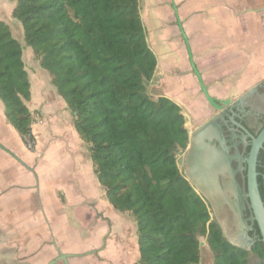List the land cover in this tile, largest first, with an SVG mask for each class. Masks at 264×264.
I'll return each instance as SVG.
<instances>
[{
	"label": "trees",
	"instance_id": "16d2710c",
	"mask_svg": "<svg viewBox=\"0 0 264 264\" xmlns=\"http://www.w3.org/2000/svg\"><path fill=\"white\" fill-rule=\"evenodd\" d=\"M14 2L12 19L24 45L65 103L106 201L134 221L135 264H200L203 241L213 264H245L248 253L223 238L180 172L177 155L188 140L180 108L147 94L157 58L139 1ZM29 101L22 45L0 21V102L6 122L31 151ZM252 251L264 263L261 241Z\"/></svg>",
	"mask_w": 264,
	"mask_h": 264
},
{
	"label": "crops",
	"instance_id": "0c3cea01",
	"mask_svg": "<svg viewBox=\"0 0 264 264\" xmlns=\"http://www.w3.org/2000/svg\"><path fill=\"white\" fill-rule=\"evenodd\" d=\"M14 7V0H0V21L23 39L20 24L12 19ZM180 10L194 13L185 28L199 63L242 74L244 85L264 77V0H190ZM23 55L22 48V60ZM40 75L48 77L41 69ZM27 76L26 104L33 106L39 92L35 76L28 71ZM43 90L49 96L40 102L46 124L31 128L37 141L33 152L6 122L0 102V145L28 168L0 149V264H63L59 256L70 257L68 264H126L130 220L106 198L100 200V185L65 103L56 91ZM130 223L134 228L132 218ZM103 237L106 247L98 260L89 253L101 247Z\"/></svg>",
	"mask_w": 264,
	"mask_h": 264
},
{
	"label": "flooded vegetation",
	"instance_id": "af4514ba",
	"mask_svg": "<svg viewBox=\"0 0 264 264\" xmlns=\"http://www.w3.org/2000/svg\"><path fill=\"white\" fill-rule=\"evenodd\" d=\"M151 1L160 7V14L163 15L161 22L165 25L171 23L166 25L167 35L163 45L168 50L164 53V65L159 75L161 89L169 93L175 102L168 99L180 108L185 117L188 140L186 147L177 155V164L185 179L190 176L196 181L197 186H190L198 192L223 238L235 248L248 253L247 262L257 257L252 249L261 241L247 198L246 181L249 152L253 141L264 129V77L245 86L242 74H225L221 67L199 63L190 46V34L185 28L194 13L183 15L180 10L182 4L190 0ZM168 17L171 20L168 21ZM181 30L188 41L204 90L213 104L205 98L197 75L192 70ZM168 42L175 45L173 50L166 44ZM156 58L158 63L160 56ZM255 170L264 204V141L256 158ZM96 215L97 219H103L102 215ZM106 241L107 237H103L101 247L89 254L98 259L99 250L106 247ZM83 256L77 255L76 258ZM260 264H264L263 261Z\"/></svg>",
	"mask_w": 264,
	"mask_h": 264
},
{
	"label": "rangeland",
	"instance_id": "374dc122",
	"mask_svg": "<svg viewBox=\"0 0 264 264\" xmlns=\"http://www.w3.org/2000/svg\"><path fill=\"white\" fill-rule=\"evenodd\" d=\"M139 1V12H140V17H141V20L143 22V25L144 27L146 28V39H147V44L148 46L150 47V49L156 54V52L154 51V43H153V38H152V34H153V31L150 30L149 26H148V21H147V13H148V2H146L145 0H138ZM154 6H155V9H154V15L156 17V19L158 20L159 24H158V30L160 32V40L162 42H165L166 40V35H167V28H166V25L169 26L171 25L170 24H163L161 21L163 20L162 18V14H160L161 12L159 11L160 7L158 6L157 3H154ZM162 15V16H161ZM171 20L170 17H168V21ZM165 21V20H164ZM13 33V36L17 39L20 40L21 42V45H22V48L24 49V55H23V63H24V68L26 70V72L28 71L30 73L31 76H35V87H36V91L39 92L37 94V100H36V103L38 104H35L33 106H29L26 104V107L28 108V110L31 111V114H32V117H33V124L32 126L36 127V126H43L44 124H46V119L44 120V117L42 116V105H41V101L43 99V95H45L46 97H49L47 96L46 93H44L43 95L41 94V88L42 86H45L46 87V90H43L44 92H48V93H51V90L49 89H52L53 91H55V89L51 86V78L50 76L48 75L47 78H45V76L43 77L42 75L40 76H37V72L40 71V67H39V64H38V61L37 59L35 58V56L33 55L32 51L30 48H27L25 47L24 45V42H23V39L20 38V36L18 35V33L15 31V29L12 27V29H10ZM170 49L173 50V48H175L172 43H166ZM157 56V55H156ZM164 65V61H158L157 63V67H156V71H155V74H154V77L152 79V81L147 85V94L149 95V97L151 99H156L157 97H167L169 99L172 100V97L169 96V93L167 91H163L161 89V76L159 75L160 72L162 71V67ZM42 70V69H41ZM44 71V70H43ZM43 78V79H42ZM45 80V81H44ZM251 83L250 82H246L245 86L246 85H250ZM52 87V88H51ZM48 89V90H47ZM57 94V93H56ZM172 101L175 102V100L173 99ZM183 113L188 116L185 112V110H182ZM69 113V112H67ZM70 115V114H69ZM37 146V141H36V144H34V148L33 150H31L32 152L35 150ZM83 147L86 151V147L85 145L83 144ZM86 155L87 154V151L85 152ZM103 198H105V195H104V191L103 189L100 187V200H102ZM123 217L126 218L127 221H131V216L129 213H122ZM71 218V217H70ZM129 221V225L131 227V239H128V255H127V261L128 263L126 264H135L138 260V252L137 250L135 251V247H136V238H135V226L134 228H132L131 226V223ZM203 245L201 247V251H200V264H213V257H212V254L210 252V250L208 249V247L206 246L205 242L203 241Z\"/></svg>",
	"mask_w": 264,
	"mask_h": 264
},
{
	"label": "water",
	"instance_id": "95a60500",
	"mask_svg": "<svg viewBox=\"0 0 264 264\" xmlns=\"http://www.w3.org/2000/svg\"><path fill=\"white\" fill-rule=\"evenodd\" d=\"M149 5L150 4H149V1H148V7H149ZM153 7L155 9L154 5H153ZM149 9H150V7H149ZM149 9H148V12H149ZM177 24H178L179 28L181 29V24H180V21L178 19H177ZM156 30H158V26H157ZM181 35H182V37H183V39L185 41L186 50L188 52V59L190 61V65H191L192 70L195 73V75H197V78H198V81H199V85L202 88L204 96L208 100L209 103L213 104L212 103V99L206 94V92L204 90V87L202 85L201 79H200V77H199V75H198V73H197V71L195 69V66H194V63H193V56H192V54L190 52L188 41L186 40L182 30H181ZM159 38H160V32H159ZM162 44H163V42H162ZM263 141H264V129L262 130L260 135L253 141L251 150L249 152V157H248V160H247V181L246 182H247V198L249 199L250 207H251L252 212H253V217H254V220H255V222L257 224V227L259 229L261 242H262V244L264 246V204L262 202V199H261V196H260V193H259V190H258L257 173H256V170H255L256 158H257L258 152H259V150H260V148L262 146ZM0 149L5 151L6 153H8L21 166H23L24 168L28 169L26 167V165L19 158H17L15 155H13L9 151H7L1 145H0ZM186 181L190 185H196L197 184L196 181L194 179H192L190 176L186 177ZM230 244L232 246L236 247L232 243H230ZM202 245H203V243L201 244V246ZM66 258H68V257L67 256H61L59 259L61 261H63L64 264H68ZM260 263H261V260L258 257H253V258L247 260V262H246V264H260Z\"/></svg>",
	"mask_w": 264,
	"mask_h": 264
},
{
	"label": "bare ground",
	"instance_id": "6f19581e",
	"mask_svg": "<svg viewBox=\"0 0 264 264\" xmlns=\"http://www.w3.org/2000/svg\"><path fill=\"white\" fill-rule=\"evenodd\" d=\"M149 12L147 14V21H148V26L150 28L151 31H153V43H154V51L156 52L157 55L160 56V60H165V56L164 53L168 50L167 47H165L162 42L160 41L159 38V31L156 30L157 26H158V20L156 19L155 15H154V7H153V3L151 0H149ZM40 135V134H39ZM203 144V143H202ZM29 151V150H28ZM194 157V156H193ZM195 159V158H194ZM204 162V161H203ZM198 163V162H197ZM190 169V168H189ZM74 218V217H73Z\"/></svg>",
	"mask_w": 264,
	"mask_h": 264
}]
</instances>
